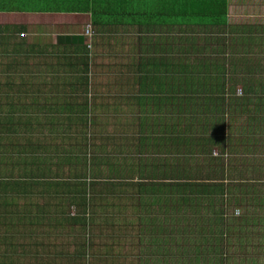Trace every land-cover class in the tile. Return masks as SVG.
Instances as JSON below:
<instances>
[{"label":"trees","instance_id":"16d2710c","mask_svg":"<svg viewBox=\"0 0 264 264\" xmlns=\"http://www.w3.org/2000/svg\"><path fill=\"white\" fill-rule=\"evenodd\" d=\"M43 1L48 3L46 7ZM229 3L230 0H0V13L84 14L95 31L134 27V34L117 39L129 53V46L141 42L148 44L142 53L157 54L160 47L147 41L156 40V33L163 27L180 32L173 45L174 55H170L171 50L169 55L133 58L126 71L135 77L118 80L117 86L126 94L135 91L139 105L132 111L120 112L137 123L131 147L124 128L98 143L96 131L106 127L105 123L73 106L64 112V107L50 104L70 100L69 92L78 86L101 89L99 82L104 75L97 63L99 57L95 54L90 62L91 51L82 41L58 38L56 45L61 46L65 63L58 61L54 68L62 81L57 84L48 79L54 96L46 98L51 89L46 91V83L27 68L29 54L35 52L28 50L26 41L19 36L14 43L2 36L7 37L4 43L13 44L10 49L0 46V54H6L10 61L7 73L2 76L0 72V264H20L30 254L12 242L18 241L13 234L28 230L26 226L32 223L47 232L40 236L45 238L37 239L29 264H115L114 249L110 248L115 240L108 243L101 233L105 242L102 246L98 237L89 232L96 223L108 226L116 219L121 222L118 227L131 229L134 234V246H122L129 250L138 246L132 264H168L165 256L169 252L174 253L173 264H229L231 242L240 243L234 247V252L239 253L248 248L241 244L244 238H249L245 242L253 241L256 232L264 231V191L252 198L248 195L257 187L252 185L255 180L238 182L229 177L240 170L238 166L243 167L231 157L239 151L247 155L243 162L246 173L264 175V79L246 76L249 71L264 75V61L250 64L252 61L241 59L230 67L231 74L241 73L242 77L228 78L224 63L191 56L201 53L202 47L197 45L200 37L209 43L203 45V50L222 54L212 48L216 38L224 42L227 50L225 43H233L228 35L246 37V32H251L259 43L254 48L264 50V30L256 31V23L238 27L240 24L229 17ZM15 30L17 34L24 33L25 27L18 25ZM94 47L98 44L94 43ZM23 59L27 60L22 64ZM239 84L242 97L235 92ZM250 94L254 98H249ZM36 103L44 104L38 109ZM171 103L172 110L166 112ZM229 109L235 114L248 113L245 124L227 127L225 111ZM101 113L107 118L113 114L97 115ZM115 122V126H123L126 120ZM39 130L38 138L35 132ZM168 133L176 135L167 136ZM236 133H240L239 140ZM52 135L54 138L47 139ZM49 146H54L53 151L44 156ZM215 150L218 153L214 154ZM194 154L207 160L199 162ZM146 155L149 158L129 162L135 156ZM105 159L107 163H103ZM64 166L68 175L62 173ZM106 168L107 180L103 179ZM161 174L166 177L157 180ZM112 194L122 197H116L119 203L110 201ZM232 205L243 211L239 218L233 215L236 209ZM99 212L103 216L100 221ZM128 213L130 217L134 215V220L128 221ZM114 225L109 226L112 231H120ZM67 226L72 230L80 228L77 242L64 234L65 240L54 241V249L48 250L44 241L53 242L49 235L59 234L47 228ZM96 246L102 250L96 261L91 256L95 261L91 263L89 252L96 255ZM247 263L258 264L251 256Z\"/></svg>","mask_w":264,"mask_h":264},{"label":"rangeland","instance_id":"374dc122","mask_svg":"<svg viewBox=\"0 0 264 264\" xmlns=\"http://www.w3.org/2000/svg\"><path fill=\"white\" fill-rule=\"evenodd\" d=\"M231 4H230V9H229V17L233 22H236L238 24H240L238 27L240 26H247L249 27L251 24H258V26L256 27V31H258L259 28H262L264 30V0H230ZM42 5H44L46 7V5H48L47 2L43 1ZM3 14V13H0ZM21 16V15H26L24 17V21L25 23L22 24V26L25 27V32L23 38L25 41H27V43H36L37 41L43 42V43H47V42H53L54 37L56 36V38H60L62 36L67 37L66 33H72V34H76L73 36L74 41L76 42H80L82 41L86 46L87 43L90 42V44L93 42V47L89 48V50L91 51L92 54V58L90 60V62H92L94 60L95 54L101 58H98L97 63L98 64H103V65H109V64H113L111 70L109 72H107V74H105L103 76V78L100 80L99 85L102 88L105 89H115L118 88V90H120V95H111V96H116L117 98H124L123 92L122 90L117 86L118 80L119 78H126V79H131L135 76H132L131 73H129L128 71H126V68L129 64H131L133 62V60L136 57H144L146 55L147 56H163V55H169L171 50H172V54H170L171 56L174 55V43H175V38L179 37L180 32H176L175 28H171L170 30H168V28L163 27L164 29L159 30L156 34V40H150L147 42H155L157 45L156 47H160V50L158 51V53H151V54H146V53H142L141 50L144 49V47L146 45H144L141 42H136L133 43L130 47V53L135 54L134 57L130 55H123V53L125 54V52H128V49H126L124 47V45H120L119 41H117V39L123 35H132L136 32V29L133 28H118V27H107L105 29V31H95V36H93L90 40L86 39L85 37H83V33H84V27L86 25V23H88V18H79L77 16H74L73 14L68 15H61V14H44V15H37V14H17L16 16ZM28 16V17H27ZM3 21V19L0 18V22ZM76 26V27H74ZM168 33L169 35H165L163 33ZM246 37L244 36H240L238 38H235V36L233 35H228L230 36V38L232 37L233 39H230L233 43H225V46H227V50H224L223 47V43L224 42H218L217 38L215 39L216 43L213 42L214 45H212V48H214L215 50H218V52H222V54H215L209 51L208 48H206L205 50H203V45L205 44H209L208 42L204 43L202 38L200 37V39L197 41V45L199 47H202L201 53H196L193 54L192 53V57L198 56L197 58L203 57V58H211L213 62L217 61L219 63H224L225 66V76L228 78H231L233 76H238V77H242L240 76L241 73L239 74H231V65H235V64H239V61L241 59H243V62L245 61H252L250 64H253L255 62H263L264 61V50H258L255 49L254 47L259 45V43H256L255 39H253V34L251 32H246ZM17 36V34H16ZM39 36H42V38L38 39ZM209 36V35H208ZM215 36H217L215 34ZM128 37V36H127ZM12 38H16V37H12ZM18 38V36H17ZM63 38V37H62ZM108 38H114L111 41ZM211 38V36H210ZM162 39V40H161ZM135 40H137V38H135ZM161 40V43H160ZM117 41V43H116ZM237 42L238 44L234 43ZM241 42H246L244 44H240ZM33 43V44H34ZM94 43L98 44V47H94ZM116 43V44H115ZM11 44L8 43H4V48L5 49H10L12 48V46H10ZM109 50H113V53H108ZM139 52H136L138 51ZM176 52V51H175ZM179 53V52H177ZM145 54V55H144ZM199 54V55H198ZM41 58V57H39ZM129 58V60H128ZM134 58V59H133ZM93 59V60H92ZM27 59H23L22 60V64L26 63ZM30 60H27V63L30 64ZM32 67H36V68H42V70H45L46 64H49L47 66L50 67L52 66L53 68L56 67V64L58 63V61L56 59H51L49 58L48 63L44 64L43 62H38L37 58L32 61ZM36 62V63H35ZM264 63V62H263ZM7 64H10L9 61V57L6 54H0V72L3 75H5L8 71L9 66H6ZM125 65V66H123ZM237 66H241V65H237ZM253 66V65H251ZM123 67H125V69H123ZM146 67V65L144 66V68ZM148 67V66H147ZM143 68V69H144ZM34 69V68H32ZM56 69V68H55ZM128 69V68H127ZM94 67H93V72H94ZM68 72H70L69 70H67ZM216 71V70H215ZM37 74H41L40 71H35ZM46 71H44L45 73ZM134 72V71H133ZM34 73V72H32ZM34 73V74H36ZM51 74V73H49ZM71 76V75H70ZM246 76H250L251 78H253L252 80H254V78L256 77H260L264 79V75L261 74H257L256 72H251L249 71ZM69 77V76H68ZM18 81V80H17ZM78 85H80L79 83H77ZM93 84V83H92ZM83 86V84H82ZM79 88H83V89H88L87 87H80ZM90 88H95L94 85L90 86ZM236 95L237 96H241L244 94L242 93L240 84L236 86ZM254 94H250L249 98H254L253 97ZM169 97V96H166ZM164 100L165 98L162 97ZM257 100V99H256ZM169 102V101H168ZM259 103L256 105L258 106ZM168 108L166 112H169V109L172 110V103L171 106L170 104H167ZM264 106V105H263ZM252 107V106H250ZM165 109V108H164ZM163 109V110H164ZM111 110L113 111V107L111 108ZM162 110V111H163ZM122 112V110L120 111H116V112H112L113 114L107 118L105 113H101L100 116L96 115L94 112H87L90 118H93L94 116H96L97 121L99 123H105V125H107L106 127L96 131L95 137L96 142H100L101 140L111 136L113 133H119L123 128V133H126V139H128L127 144H129L130 146V141L132 139V137L136 135L137 133V123L134 120H131V118L129 119L125 114L120 115ZM174 114L173 111H170ZM256 114L253 113V116H255ZM262 115V114H261ZM260 115V116H261ZM264 115V114H263ZM247 117H249L248 113L245 114H235V112L233 111V109H229L225 111V125L227 127H230L233 123L237 126L240 127L241 125H244L245 122L247 121ZM122 119L126 120V123L121 126H115L114 124L116 123L115 121H122ZM134 121V122H131ZM131 122V123H130ZM76 122H72L71 124H75ZM240 125V126H239ZM71 128H74V126H72ZM251 130V126L250 129L248 130V133H250ZM42 131H36L35 133H37V137L38 133ZM180 133V132H178ZM172 136V135H176V133H168L167 136ZM198 136V134L196 135ZM241 138L240 133H236V139L239 140ZM125 139V138H124ZM41 143H46V140H41ZM65 143V142H64ZM105 143V142H104ZM59 145V144H57ZM105 145L107 146V144L105 143ZM55 146V145H54ZM51 148V146L48 147V149H45V153H43L44 156H49V154L53 151V147ZM131 147V146H130ZM242 147V146H241ZM113 147H110V149ZM42 151V150H41ZM44 151V150H43ZM107 153V152H106ZM218 153L217 150L214 151V154ZM194 158L197 157V161L201 162V161H205L207 160V157L202 158L197 154ZM175 156V155H174ZM172 156V157H174ZM149 158L148 155L146 156H142V157H138L135 156L134 159L129 160L133 161L134 163H137L139 158ZM151 157V156H150ZM170 157V159L172 158ZM233 159H237L239 160L243 167L246 168L245 163H243L245 160H247V155L239 152H236L235 154H233L231 156ZM174 161V160H173ZM108 159H105V161L103 163H107ZM113 162V161H111ZM195 164V162H192V166ZM75 167V166H73ZM72 167V168H73ZM241 165L240 167L238 166L237 168L240 170H237L236 174H233V172H231V174L229 175L230 179H234L235 181H241L242 179L244 180H255L256 182H254V186L257 187H253L250 190V193L248 196L250 197H257L259 196V194H262V192L264 191V175H261L259 172H256L254 174L251 173H246L245 169L243 168ZM242 168V169H241ZM74 170V169H73ZM63 174L68 175V169L66 166H64V169L62 171ZM104 176L103 179H109L107 177V168L104 170ZM168 174V173H167ZM164 177H166L164 174L160 175L157 180H162ZM258 178V179H256ZM117 179V178H115ZM108 183L109 182H105ZM122 198L120 195L118 194H112L109 199L110 201H112L114 204L115 203H119L117 198ZM48 197H45L44 200L46 201ZM42 202V201H40ZM47 202H50V198H48ZM52 207V206H51ZM54 207V206H53ZM92 207V206H90ZM235 208L236 211L233 212V215L235 216V218H239L242 214V210L240 207L238 206H234L232 205V208ZM102 213L99 212L98 213V218H103V216H101ZM128 221L130 220V218L132 220H134V215L132 217H130V214H126ZM92 217V214H91ZM117 217V216H116ZM100 218L98 221H100ZM97 221V222H98ZM262 223L264 221V217H262L261 219ZM103 222H101L102 224ZM114 223V228L116 230H120V231H116L113 232L112 231V227L110 228L109 226ZM117 223H121L120 219H116V220H111L110 224L108 226H96V224L94 225L95 228L91 229L89 234L92 235L95 234L98 239L97 242H101L100 245H104L105 242L104 239L100 236V234L102 233L103 236L105 238H108V243L111 242L112 240H115L114 245L110 244V248H113L114 250H112L114 252V260H115V264H132L135 263V257L134 255L138 252V246L135 247L134 250H129L128 247H122V246H134L132 243V237H134V234L132 233V230L130 229V231H126L125 228L123 227H118ZM23 225H26V223H24ZM113 226V225H112ZM26 227H30L25 230H21L18 232V234H13V236H18V241L17 243L12 242L14 245L19 246L23 248V251L26 253H30L29 255H27L26 257H24L21 261L20 264H29L31 263L30 258L32 257V253L35 252V249L37 248L36 243H37V239L44 235L47 231L45 229L42 230V227H37V225L33 226H26ZM65 228V227H64ZM48 232L50 233H58L59 235L56 237L54 235H49V237H51L50 239L53 242H48V240L46 239L44 241V246L46 245L48 247V250L52 251L53 245L55 244V242H59L60 240H65L64 234H66V236L69 237V239H73L75 242H77L78 236L80 235V228H76L75 230H72L69 226L66 227V229L60 228V229H54V228H47ZM261 234H258L256 232L253 233L255 234L254 236V240L251 241L249 240L248 242H245L246 240H248L249 238H244L245 241H242L241 244L248 247L245 250H243L242 252L240 251L239 253H237V251L234 252V247L238 244H240L239 242H231V247L229 249V258H230V263L229 264H237L239 261L242 262V264H248L247 261L249 259V257H253L254 262L255 260L257 261L258 264H264V252L262 251V249H264V231H260ZM44 237H40V238H45ZM116 239H121L123 240V243H118ZM260 240V241H259ZM55 241V242H54ZM8 243H10L9 241H7ZM6 243V244H8ZM2 244V242H1ZM31 247V248H30ZM97 248L99 246H96ZM120 248V249H119ZM21 249V248H20ZM71 249H73V247H71ZM102 250V249H101ZM101 250L97 251L96 255H92V253L89 252V259L91 261V263H94L96 261V256L99 255L98 253H101ZM244 253V254H243ZM173 254L174 253H167V255L165 256V260L167 262H169L168 264H173ZM93 256L95 258V261H93ZM100 256V255H99ZM30 257V258H29ZM260 260V263H259ZM263 260V262H262Z\"/></svg>","mask_w":264,"mask_h":264},{"label":"crops","instance_id":"0c3cea01","mask_svg":"<svg viewBox=\"0 0 264 264\" xmlns=\"http://www.w3.org/2000/svg\"><path fill=\"white\" fill-rule=\"evenodd\" d=\"M230 4H231V2L229 3L228 10L230 9ZM17 14H34V13H3V14H0V18L3 19V21L0 22V25H2L0 28V31L2 30V33H3V34L0 33V46L2 44H4V42L2 41L4 38L8 37L13 42V41H15V39L12 37H16V38H17V36L23 37L24 33L17 34V30H15V29L18 25H22L23 23H25L24 17L26 15L16 16ZM39 14L43 15L44 13H37V15H39ZM73 15L77 16L79 18H85V17L88 18V16L84 15V14H73ZM88 23H90V22H88ZM88 23H86V24H88ZM5 26H8V28L7 27L5 28ZM74 27H76V26H74ZM18 31H19V29H18ZM96 31H105V29L101 28V29H97ZM93 32H94V36H95V29L94 28H93ZM16 34H17V36H16ZM4 35H6L7 37H4L2 39V36H4ZM66 35L68 38H71L76 34H72V33L67 34L66 33ZM40 38H42V36H39L38 39H40ZM13 43H11V44H13ZM25 43L27 44L28 50L31 48V52H35L33 55L29 54L28 59L31 62H30V64H27V66H28L27 68L30 69V71L34 72V73H36L35 72L36 70L40 71L41 74L36 73L35 75H37L38 76L37 78L40 81H43L44 84L46 83V85H45L46 91H48L52 88V87H49L50 83L48 82V79L54 80L55 83L60 84L62 79L58 78L59 75H56V73H55L56 69L53 68L52 66L47 68V66L49 64H46V63H48L49 58H51L52 60L56 59L57 61H64L61 58L62 55H60L62 53V48L60 45H56V43L57 44L59 43V40L56 38V36L54 37L53 42L43 43V42L37 41L36 43H34V42L27 43V41H26ZM91 47H93V42L91 43ZM126 49H128V48H126ZM108 53H112V51L109 50ZM123 55H130V53L125 52V54L123 53ZM39 57H41V58H39ZM36 58H37L38 62H43L44 64H46V67L44 70V71H46L45 73L42 70V68L39 69L36 67H32V63H33L32 61H33V59L35 60ZM58 58H61V59H58ZM129 58H131V57H129ZM64 63H65V61H64ZM93 65H94V63H92V66H90V68H93ZM112 66H113V64H109V65L101 64V69H102L101 74H103V75L107 74V72H109L111 70ZM32 68H34V69H32ZM123 69H125V67H123ZM49 73H51V74H49ZM41 78H43V79L41 80ZM68 88H70V87L68 86ZM53 91H54V89H51V91H48L46 98L53 97L54 96ZM131 91H132V94H128V93L126 94L124 91H122L124 98H117L116 96H111V95H113V94L117 95V96L120 95L119 94L120 90H118V88H115V89H110V88L109 89H104V88L99 89L98 87H95V88H89L86 90L83 88H79L76 91H74L73 93L69 92L70 100L66 99L61 104H59L58 102H53L50 104H51V106L54 105V106L61 107V108L64 107V112H67V109H66L67 107H72V106L75 108L76 111H83V113L94 112L96 115L100 112H111V113L113 112L114 113V112L120 111V110H122V112H127L128 110L132 111L133 109L139 108V105H138L137 100H136V96L134 95L135 91H133V90H131ZM57 95H59V94H57ZM132 95H134L135 98ZM43 104L44 103H40V104L36 103V107L39 109L40 107H42ZM112 107H113V111L111 110ZM51 138H54V135L50 136L47 139H51Z\"/></svg>","mask_w":264,"mask_h":264},{"label":"built area","instance_id":"2783aa9c","mask_svg":"<svg viewBox=\"0 0 264 264\" xmlns=\"http://www.w3.org/2000/svg\"><path fill=\"white\" fill-rule=\"evenodd\" d=\"M83 36L87 39H91L93 37V31H92V26L91 24H87L84 28V33ZM87 48H91L90 42L87 43Z\"/></svg>","mask_w":264,"mask_h":264},{"label":"clouds","instance_id":"9594fccd","mask_svg":"<svg viewBox=\"0 0 264 264\" xmlns=\"http://www.w3.org/2000/svg\"><path fill=\"white\" fill-rule=\"evenodd\" d=\"M88 24H90V23H88ZM86 25H87V24H86ZM86 25H85V26H86ZM91 26H92V25H91ZM84 28H85V27H84ZM92 31H93V26H92ZM93 36H94V32H93ZM83 37H84V36H83ZM86 39H87V38H86ZM91 48H92V47H91ZM87 49H88V48H87Z\"/></svg>","mask_w":264,"mask_h":264}]
</instances>
